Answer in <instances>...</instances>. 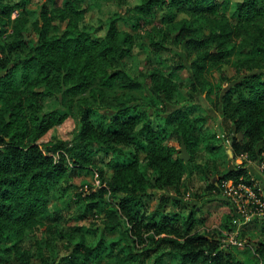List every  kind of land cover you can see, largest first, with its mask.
Instances as JSON below:
<instances>
[{
    "label": "trees",
    "instance_id": "obj_1",
    "mask_svg": "<svg viewBox=\"0 0 264 264\" xmlns=\"http://www.w3.org/2000/svg\"><path fill=\"white\" fill-rule=\"evenodd\" d=\"M84 1L0 0V264H264V241L227 243L239 214L199 228V210L181 191L198 172L211 194L228 179L253 183L246 159L218 167L223 144L206 116L193 115L192 99L201 87L207 93L235 158H261L264 0H113L122 10L102 34ZM159 6L166 13L155 20ZM137 49L147 53L140 75L126 66ZM163 52L178 57L166 64ZM183 69L190 96L179 103L174 75ZM204 150L210 156L199 161ZM74 168L100 183L71 194ZM158 190L151 209L147 197ZM256 221L264 234V219Z\"/></svg>",
    "mask_w": 264,
    "mask_h": 264
},
{
    "label": "rangeland",
    "instance_id": "obj_2",
    "mask_svg": "<svg viewBox=\"0 0 264 264\" xmlns=\"http://www.w3.org/2000/svg\"><path fill=\"white\" fill-rule=\"evenodd\" d=\"M127 3H129L127 1ZM84 6L89 7L87 12V20L91 23V27H100L101 31L100 33H105L107 30L108 25V16L111 12L115 10H122L113 0H85ZM31 8H37L38 4H31ZM38 9V8H37ZM166 13V9L164 6H159L155 10V20H160L163 15ZM18 15V11H15L13 13V16L15 17ZM184 13H180L179 17L184 16ZM65 23L61 25V27H65ZM152 23L150 24V26ZM119 28L122 30H127L133 33H138V30L132 26L131 24L125 22L124 20H120L118 22ZM149 26V27H150ZM149 40V39H148ZM180 57L186 58L187 49H184V46L181 45L178 49ZM165 59L166 64L172 63L174 54H169L166 52H163L161 54ZM196 54L194 53L193 56ZM146 52H142L141 50L137 49L134 53V56L126 58V66L127 68L133 73L140 75L141 71L146 68ZM172 58V59H171ZM170 65L167 67L169 68ZM223 70L229 75L234 76V68L230 63H225L223 65ZM210 75V80L212 83L217 84V81L220 77V73L216 71V69H211V72H207L206 75ZM177 80H180L181 82H178V91L176 95V99L179 101V103H182L183 101H186L185 99L190 96V90L188 89V83H189V77L190 72L187 69H183L182 71L178 72L176 75ZM188 85V86H187ZM226 84L224 83V86ZM215 96H211L210 98H214ZM193 103H196L198 105V108L195 110L193 115H204L206 116L205 125L210 128V131L213 133H216V138L214 142L217 143V145L223 144L222 150H219L218 154V160L217 165L221 169H225L226 167H233L235 165L242 164L244 159L247 160V167H248V174L250 175L251 180L253 183H262L260 180L264 179V174L260 169V157L257 159H252L248 154L246 155H239L236 158L233 156L232 147L230 144V138L231 134L225 130L221 116L219 115L218 110H216L215 105L212 103V101L209 99V96H207V93L205 91H202V87L194 92ZM68 123H65L64 125H60L56 127L57 132H61L64 134L63 128L67 126ZM71 124H68L67 127H70ZM174 144L178 145V147H181L178 141H173ZM210 153H208L206 150L198 154V160L201 161L203 155L204 156H210ZM262 155V153H261ZM191 158V156H190ZM189 158V159H190ZM226 162V163H225ZM201 173H196L194 182L190 185L189 184H183L181 186L182 195L190 201V203L195 204L197 206V209L199 212L196 214L199 219H202V221L198 224L199 228H207L211 229L214 226L219 225L223 221H229L230 217L235 216L233 206L223 193H217V194H211L209 190H207L205 186L206 179L201 176ZM214 182L219 181L218 175H211L210 176ZM68 183L71 184V187L73 188L70 190L71 194H74L76 191H81L84 188H87L88 185H97L100 183V180L97 178V173L89 172L87 170H81L74 168L71 170L69 177H67ZM196 192L198 195H196ZM162 191L158 190L154 192L152 195L148 196L147 199L149 201V207L153 209L157 203L159 196L161 195ZM170 194L174 195L173 191L170 192ZM57 195L53 194V200H57ZM236 220V219H235ZM258 221L252 220L249 222L238 224V227L236 228V231L231 232L230 235L236 234L238 237H240L243 240L248 241H264V234L261 233V229L259 226ZM118 236V232H108L105 234V237L107 239L116 238ZM228 236V237H229ZM228 239V238H227ZM237 255L241 257L242 259L247 260L249 263L251 262L249 259V254L242 252L243 249H240L237 251ZM166 264H174V261L171 258L166 259Z\"/></svg>",
    "mask_w": 264,
    "mask_h": 264
},
{
    "label": "built area",
    "instance_id": "obj_3",
    "mask_svg": "<svg viewBox=\"0 0 264 264\" xmlns=\"http://www.w3.org/2000/svg\"><path fill=\"white\" fill-rule=\"evenodd\" d=\"M261 158L260 169L264 174V149ZM223 194L230 200L234 213L240 215V223L264 219V186L262 183H236L228 179L223 183ZM236 234L227 237V243L243 245L244 240Z\"/></svg>",
    "mask_w": 264,
    "mask_h": 264
},
{
    "label": "water",
    "instance_id": "obj_4",
    "mask_svg": "<svg viewBox=\"0 0 264 264\" xmlns=\"http://www.w3.org/2000/svg\"><path fill=\"white\" fill-rule=\"evenodd\" d=\"M239 136L242 137V134L240 133ZM230 143H232V140H231ZM180 156L183 159H185L186 161L189 160V158H190V153H189V151H188V149L186 147V144L184 142H182V151H181Z\"/></svg>",
    "mask_w": 264,
    "mask_h": 264
},
{
    "label": "crops",
    "instance_id": "obj_5",
    "mask_svg": "<svg viewBox=\"0 0 264 264\" xmlns=\"http://www.w3.org/2000/svg\"><path fill=\"white\" fill-rule=\"evenodd\" d=\"M260 181L262 182V184H263V186H264V179H261Z\"/></svg>",
    "mask_w": 264,
    "mask_h": 264
}]
</instances>
